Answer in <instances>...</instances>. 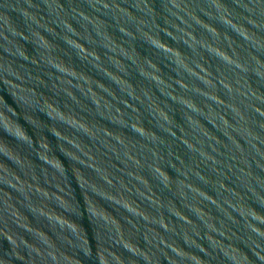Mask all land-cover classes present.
Listing matches in <instances>:
<instances>
[{
	"label": "water",
	"instance_id": "obj_1",
	"mask_svg": "<svg viewBox=\"0 0 264 264\" xmlns=\"http://www.w3.org/2000/svg\"><path fill=\"white\" fill-rule=\"evenodd\" d=\"M0 264H264V0H0Z\"/></svg>",
	"mask_w": 264,
	"mask_h": 264
}]
</instances>
